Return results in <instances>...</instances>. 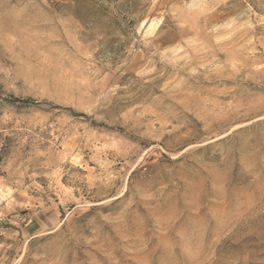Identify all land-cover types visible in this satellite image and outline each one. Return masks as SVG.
<instances>
[{"label":"rangeland","instance_id":"obj_1","mask_svg":"<svg viewBox=\"0 0 264 264\" xmlns=\"http://www.w3.org/2000/svg\"><path fill=\"white\" fill-rule=\"evenodd\" d=\"M0 264H264V0H0Z\"/></svg>","mask_w":264,"mask_h":264}]
</instances>
